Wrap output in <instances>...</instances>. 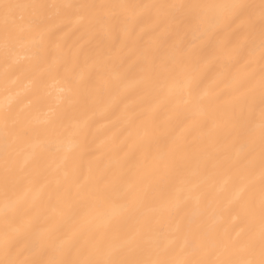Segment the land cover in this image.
Here are the masks:
<instances>
[{
	"label": "bare ground",
	"instance_id": "bare-ground-1",
	"mask_svg": "<svg viewBox=\"0 0 264 264\" xmlns=\"http://www.w3.org/2000/svg\"><path fill=\"white\" fill-rule=\"evenodd\" d=\"M0 264H264V0H0Z\"/></svg>",
	"mask_w": 264,
	"mask_h": 264
}]
</instances>
